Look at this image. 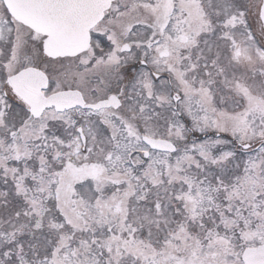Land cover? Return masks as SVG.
Wrapping results in <instances>:
<instances>
[{
	"label": "snow or ice",
	"instance_id": "snow-or-ice-1",
	"mask_svg": "<svg viewBox=\"0 0 264 264\" xmlns=\"http://www.w3.org/2000/svg\"><path fill=\"white\" fill-rule=\"evenodd\" d=\"M0 264H264V0H0Z\"/></svg>",
	"mask_w": 264,
	"mask_h": 264
}]
</instances>
